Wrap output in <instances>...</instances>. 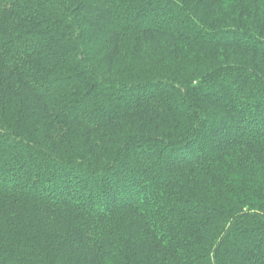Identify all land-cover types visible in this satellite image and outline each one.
<instances>
[{"label": "trees", "instance_id": "obj_1", "mask_svg": "<svg viewBox=\"0 0 264 264\" xmlns=\"http://www.w3.org/2000/svg\"><path fill=\"white\" fill-rule=\"evenodd\" d=\"M0 264H264V0H0Z\"/></svg>", "mask_w": 264, "mask_h": 264}]
</instances>
